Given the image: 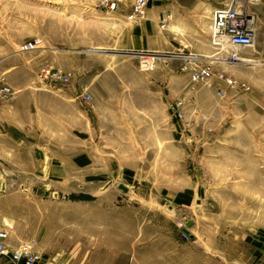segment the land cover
I'll return each mask as SVG.
<instances>
[{"label":"rangeland","instance_id":"1","mask_svg":"<svg viewBox=\"0 0 264 264\" xmlns=\"http://www.w3.org/2000/svg\"><path fill=\"white\" fill-rule=\"evenodd\" d=\"M101 1L0 0V86L24 126L0 159L8 243L37 264H264V0H218L254 31L246 61L210 45L211 16L169 9L194 0H146L138 20Z\"/></svg>","mask_w":264,"mask_h":264},{"label":"built area","instance_id":"2","mask_svg":"<svg viewBox=\"0 0 264 264\" xmlns=\"http://www.w3.org/2000/svg\"><path fill=\"white\" fill-rule=\"evenodd\" d=\"M101 6L109 9H114L116 1L104 0L100 2ZM146 0H134L132 10L128 15L130 20H138L144 16ZM165 24H161L163 28ZM211 44L216 48L217 53L224 54V57L229 60H240L239 50L249 48L254 45V31L239 16L237 7L232 2L219 3L214 8L211 15ZM242 61V60H240ZM148 60H143V67H148ZM40 75L49 84L66 85L71 79V74L61 70L60 68L43 67ZM212 75V70L209 66H201L194 69L191 74V79L194 82H203ZM221 77V74H220ZM227 80V79H226ZM230 85L237 86L243 90H247L248 86L244 83H236L232 79H228ZM13 90L9 86H0V98L10 100L13 97ZM82 101L88 102L91 99L90 93L83 89L79 96ZM182 102H175L172 110L175 116L182 117ZM177 227L180 230L181 236L187 239L189 231L186 228L185 222L179 221ZM0 258L9 261L11 264H37L42 262V255L39 251L33 248L29 242L20 243L12 247L8 243V232L0 229Z\"/></svg>","mask_w":264,"mask_h":264},{"label":"crops","instance_id":"3","mask_svg":"<svg viewBox=\"0 0 264 264\" xmlns=\"http://www.w3.org/2000/svg\"><path fill=\"white\" fill-rule=\"evenodd\" d=\"M219 3L218 0H204V1H198L194 0L191 4H186L182 2H176L175 4H170V10L171 11H184V12H191L194 13L193 17H197L198 12L202 13V16L207 17V19L211 16L214 8ZM175 18V23L178 22V17ZM171 27L175 29H179V26L172 25ZM206 41L208 42V38H206ZM210 42V40H209ZM210 45L211 42H210ZM190 58L192 56H189ZM91 94V93H90ZM15 101H7L2 100L0 101V159L3 161L8 160V156H11L15 154V150L18 143V138L15 136L16 130H22L24 128L21 121H19L15 116L16 111V104ZM11 159H9L10 161ZM24 169V167H23ZM208 263V262H206ZM155 264H162L161 262H155Z\"/></svg>","mask_w":264,"mask_h":264},{"label":"water","instance_id":"4","mask_svg":"<svg viewBox=\"0 0 264 264\" xmlns=\"http://www.w3.org/2000/svg\"><path fill=\"white\" fill-rule=\"evenodd\" d=\"M89 51H92V52H105V51L100 50V49H94V50H89ZM45 194H47V191L45 192ZM161 203L163 204L164 201L162 200Z\"/></svg>","mask_w":264,"mask_h":264},{"label":"bare ground","instance_id":"5","mask_svg":"<svg viewBox=\"0 0 264 264\" xmlns=\"http://www.w3.org/2000/svg\"><path fill=\"white\" fill-rule=\"evenodd\" d=\"M147 57V56H146ZM149 57V56H148ZM152 59V56H150V58H148L147 60H151ZM242 61H246L245 59H240Z\"/></svg>","mask_w":264,"mask_h":264}]
</instances>
